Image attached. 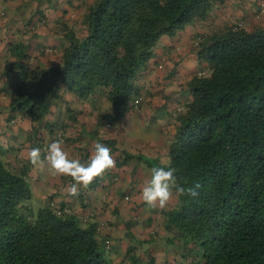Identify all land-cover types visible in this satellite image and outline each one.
Instances as JSON below:
<instances>
[{"label": "trees", "instance_id": "1", "mask_svg": "<svg viewBox=\"0 0 264 264\" xmlns=\"http://www.w3.org/2000/svg\"><path fill=\"white\" fill-rule=\"evenodd\" d=\"M235 1L241 0H87L80 26L60 24L58 51L48 48L58 58L48 66L33 56L30 40L37 34L25 38L18 31L9 43L8 109L12 117L31 122L32 142L40 141L41 130L56 139L66 126L78 125L84 108H74L68 96L87 108L97 126L79 160L86 163L99 141L111 148L115 161L94 178L90 191L112 189L102 186L112 169L142 165L150 176L153 166L169 163L180 186L199 182L202 187L195 198L173 189L175 204L169 208L145 205L150 214L143 221L156 231L143 240L134 231L138 215L117 216L121 200L110 208L108 197H102L99 212L87 216L53 196L38 200L29 183L30 165L11 161L0 149V264H140V250L155 241L178 256L163 264H264V0H255L254 21L247 27L226 12ZM44 13L40 9L27 26L46 21ZM233 23L241 26L232 30ZM188 28L190 52L207 71L185 83L189 96L178 104L181 110L169 111L173 132L166 142L167 162L105 139L137 110L134 101L142 100V90L136 81L150 60L161 58V38ZM57 105H63L60 114L67 123L47 119ZM33 147L38 146L33 142ZM80 189L76 196L83 203ZM108 208L114 236L103 230L101 216ZM101 232L106 233L99 240Z\"/></svg>", "mask_w": 264, "mask_h": 264}, {"label": "crops", "instance_id": "2", "mask_svg": "<svg viewBox=\"0 0 264 264\" xmlns=\"http://www.w3.org/2000/svg\"><path fill=\"white\" fill-rule=\"evenodd\" d=\"M86 2L87 0H0V149L4 153L6 152L7 158L10 157L11 161L30 165L29 183L38 200H45L47 197L53 196L56 202L71 207L75 214L87 216L93 210L99 212L100 208L98 206H100L99 203L102 197H108L110 207L111 199L117 198L115 200L120 203V200L124 202L120 197L125 196L131 198L132 206L138 208L135 213L139 214L143 210L142 206L138 207L143 202L140 191L145 180L150 178L142 165H132L131 167L128 166L129 168L124 166L118 170L112 169L111 178L106 179L104 185H102H112V189L94 188L95 190L90 191L88 188H84L83 197L85 202L82 203L79 201L78 196H69L64 191L65 186L69 183V177H53L50 175L48 163L45 162L42 154H40V162L36 165L29 162L28 151L33 147V142L40 149H44L43 156L46 158L48 145L53 142L51 140L58 139L63 140L62 147L65 148L71 158L78 153L79 156L76 159H79L83 154L82 150L89 148L87 146L89 132L97 128L93 125L94 118L89 116V113H85L87 110L85 106H80L81 104L74 99L68 100V96H66L67 101L71 102L74 108H84L78 118V125L81 123L85 129H82L81 125L76 127H74L75 125L66 126L61 139L58 137L55 139L53 136L48 135V131L41 130L44 134L37 142L34 139L33 142L31 138L29 139L32 130L31 122L21 115L12 117L8 109V95L11 89L8 71V64L11 61L9 43L12 38L18 31L25 38L35 32L37 35L30 40L32 50H36L33 56L39 55L38 63L48 66L58 58L57 55L47 54L45 50L53 47L58 51L61 41L58 32L60 24L66 22L71 27L80 26L81 18L86 11ZM255 3V0H241L240 3L235 1L234 4L231 2V8L226 12L234 20L246 21V27L251 26L252 21H254L252 16L255 13ZM40 9L45 12L46 21L43 20L42 24L35 27L31 23H29L31 26H27L30 17L33 18V22L36 21L35 16H37L36 13ZM191 34L192 29L188 28L177 33L173 38H161L158 45L161 58L156 57L150 60L148 63L149 70L140 73L136 81L142 90L139 109L130 116L121 119L115 132H112L109 136L103 135L105 139L116 138L119 148L127 152H138L140 155L149 158H160L158 160L161 163L167 162V158L164 156L166 154V141L169 139L170 132H173L170 126L171 114L169 111L176 107L177 103L182 105L188 99L189 95L184 91L185 83L197 72L207 71L206 65L197 62L190 52L191 40L189 36ZM62 107L63 105L52 107L47 119H58V121L67 123L64 118L67 117L66 114L64 113L63 116L60 114L61 111L64 112V110H61ZM151 126H157V128L150 129ZM154 129L157 130L155 134H158V139L155 134L147 133ZM140 132L147 133V138H143ZM59 133L61 134V132ZM42 139H44V142ZM44 143L49 144L43 147ZM129 199L123 204H130ZM116 201L112 206L116 204ZM110 208L106 209L104 215L101 216L104 225L108 223L107 219H113L114 215L111 216L113 209ZM134 231L139 232L138 229ZM106 232L108 235L114 236L112 229H107Z\"/></svg>", "mask_w": 264, "mask_h": 264}, {"label": "clouds", "instance_id": "3", "mask_svg": "<svg viewBox=\"0 0 264 264\" xmlns=\"http://www.w3.org/2000/svg\"><path fill=\"white\" fill-rule=\"evenodd\" d=\"M46 51L49 52L48 49ZM199 73L201 72L196 73L197 76H203L198 75ZM176 107V110H181V106L178 103ZM138 109L139 107H137ZM57 137L61 139V134L59 133ZM63 143L62 139L51 142L48 145L46 159L50 175L53 177L64 176L71 178L64 188V191L69 196L78 195L81 187L87 188L94 178L102 176L115 165L111 148L102 142L97 141L95 143L94 150L86 163H82L79 159L71 158L65 148L62 147ZM40 153L41 149L39 147L30 148L28 151L29 162L33 165L40 162ZM176 172L177 169L171 166L170 163L167 166H153L150 169V178L145 180L140 191V197L148 207L155 208L158 206L161 209L165 208L173 198V189H175L176 193L192 198L199 196V190L202 185L196 182L186 188L180 186L177 183Z\"/></svg>", "mask_w": 264, "mask_h": 264}, {"label": "rangeland", "instance_id": "4", "mask_svg": "<svg viewBox=\"0 0 264 264\" xmlns=\"http://www.w3.org/2000/svg\"><path fill=\"white\" fill-rule=\"evenodd\" d=\"M48 53L49 52H47V54ZM138 122H139V120H138ZM149 125H151V124H149ZM157 126L156 127L151 126L150 129L157 128ZM156 131L157 130L154 129V130H150L147 133L148 134H150V133L155 134ZM140 133H141V136L143 138H147V133H144V134H143V132H140ZM155 136L158 139V134H155ZM108 189L109 188H107V190ZM115 199H117V198H114V199H111L110 200V206H112L114 204V201H116ZM130 199H129L130 205L129 204H126L127 206H123L122 204L125 203V201L123 203H120V206L123 207V210H120V212H118L117 214H118V216L120 218H123V217L126 216V219H129L128 217L138 215L139 216L140 223H138V225L134 226V229H136V230L138 229L139 232H135V233L136 234L137 233H141V234H138V235H140L139 238H141L143 240H149V234H153V232L156 231V228H155V226H152V225H147L146 226L143 220L146 217H148V215L150 214V212H149L147 206H145L146 204L144 202H142L141 205H142L143 210H141V212H139V214H136L135 213L136 210H134V212H133L132 204H131L132 202H131ZM116 203L119 204V202H117V201H116ZM174 204H175V200H174V198H172L166 207H168V208L169 207H172V206H174ZM107 229H108V225L105 224L103 226V230H107ZM105 233H102L101 232V235L98 236L97 238L99 240H101V238H103V234H105ZM117 234H118L117 230H114V235H117ZM158 241H160V240H158ZM162 247H163V243L162 242L160 243V242H156L155 241V242H151L149 244H145L142 247V249L140 250V264H150L149 263L150 258L152 260H154V264H163L166 258H168L169 260H171V259H174V258H177L178 257V256L174 255L173 252H170V249L167 250V252L165 253L164 252V249ZM118 249L120 250V253H123L124 252V250L121 247H118ZM148 257H149V260L147 259Z\"/></svg>", "mask_w": 264, "mask_h": 264}, {"label": "built area", "instance_id": "5", "mask_svg": "<svg viewBox=\"0 0 264 264\" xmlns=\"http://www.w3.org/2000/svg\"><path fill=\"white\" fill-rule=\"evenodd\" d=\"M241 26V24H239V23H233V25H231V28H232V30H237V28L238 27H240ZM50 51V50H49ZM198 75H203V73L201 72V73H199ZM139 103H140V99H136L135 101H134V104H135V108H137L138 107V105H139Z\"/></svg>", "mask_w": 264, "mask_h": 264}]
</instances>
